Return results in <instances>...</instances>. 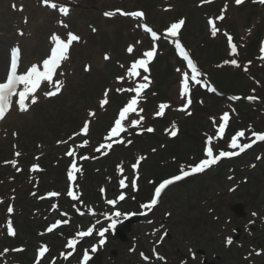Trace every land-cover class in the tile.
Here are the masks:
<instances>
[{
  "label": "rangeland",
  "instance_id": "obj_1",
  "mask_svg": "<svg viewBox=\"0 0 264 264\" xmlns=\"http://www.w3.org/2000/svg\"><path fill=\"white\" fill-rule=\"evenodd\" d=\"M55 2L69 6V15L63 16L58 9L44 7L42 0H0V62H3L0 82L5 78L12 48L18 46L21 49L18 71L22 73L33 62H40L50 54L53 46L50 36L53 33L66 39L67 32L71 31L81 38L79 42H73L69 61L58 72L57 79L63 81L62 91L48 97L51 101L41 98L30 113L21 114L23 112L16 109L8 112L10 114H6L8 117L0 126V171L10 186L4 195L9 198L8 206L0 208V264L14 261L36 264L41 245H47L51 256L45 253L40 258V264H80L78 246L69 248L67 242L77 239L78 232L93 226V240L86 250L89 256L95 255L90 264H163L164 261L168 264H264V253L254 255L257 248L264 250V143L236 160L220 161L198 176L191 175L189 177L193 178L171 187L141 223L133 225L128 242L122 243L109 233L108 239L105 235L103 237L105 243L99 244L102 239L99 231L108 227L105 214L120 220L123 214L116 217V212H139L140 206L131 203L135 199L139 204L144 201L136 195L137 188L151 195L154 185L161 182L159 180L174 174L176 167H186L191 159L199 158L207 137L216 136L219 118L225 111L232 115L230 123L238 118L251 120L249 125L242 126L247 132L264 129V63L259 59L260 47L264 46V4L259 0H243L240 5L235 0H211L210 3H202L201 0ZM225 4L228 5L225 18L216 21L219 32L213 37L209 17L219 16ZM115 8L125 12L143 11L144 19L149 22L147 25L158 29V39H150L151 34L142 27L143 18L119 13L112 17L104 15ZM180 19H184L185 23L178 32V39L203 69L206 78L209 75V79L215 81L224 93L256 94L261 97L260 102L241 100L235 104L225 97L208 94L198 101L203 105L199 117H193L197 109L195 92L198 85L190 81L192 103L187 110H179L187 99H182L179 94L187 62L175 47L177 37L166 35L169 27L166 23ZM61 20L67 28L59 23ZM225 33H231L238 42L237 68L228 66L224 61H215L223 50L218 40L225 44L228 41ZM250 43H255L258 48L254 57L241 60ZM130 45L134 46L133 53L127 52ZM154 45L156 55L149 63L150 73L141 69V76L129 79L127 69L131 63L142 58L143 53ZM106 54L109 59H105ZM247 61H251V68L257 65V75L251 72L250 67V70H242ZM144 75L149 76L151 84L142 94L143 99L137 108H145L149 92L154 88V79L161 82L163 98H153L152 108L143 114H129L124 122L126 126L129 121L139 119L140 115L145 119L140 126L129 127L127 132L113 138L123 139L124 143H113L110 150L94 151L95 156L81 161V152L94 149L99 140L105 144L113 142H106L104 137L109 132L106 129L110 127V117L118 116L117 109L121 105L113 103L116 95L121 94L116 89L126 85L135 87L131 82L136 79L138 83L143 82ZM121 76L124 80L118 81L117 77ZM49 90H52V85L46 82L44 92ZM105 90H111L109 103L101 108L100 101ZM162 100L170 107L163 116H157L158 102ZM90 112L95 115H89ZM161 117H167L168 127L162 126L160 121L151 122ZM190 118L194 120L190 121ZM86 121L89 122L88 134L77 135ZM173 123L187 131L183 140L179 136L171 138L166 133ZM147 128L154 131L149 133ZM84 140L88 141L86 149L80 147ZM129 140L131 144L127 143ZM215 142L219 140L215 139ZM14 150L21 154L18 158ZM69 150H75V157L66 154ZM187 154V161H174V156L185 158ZM140 156L145 159L133 170L131 165ZM12 158H16L28 172V179L18 181L20 184L16 183L15 167L5 163ZM73 160L81 172L75 173L76 180L70 182L67 172ZM33 164L40 166L36 178L31 173ZM117 165H122L123 173L118 172ZM137 173V187L133 188L132 181ZM124 178L129 185L125 189L119 183ZM70 184L78 200L67 195ZM50 191L59 192V197H46ZM121 194L124 200L116 205L107 203V200H117ZM42 196L45 198L40 199ZM233 203H242L245 220L255 219L257 227L254 234L242 232L237 240L239 242H232L229 246L228 238L234 235V228L244 221L230 210ZM10 205L14 209L11 214L7 211ZM53 205L57 207L54 209ZM91 211L98 216H92ZM9 219L16 238H22V244L13 239L7 240L10 236L7 232ZM57 220L61 224L47 235L45 227ZM161 233H165L163 236L166 237ZM94 247L96 250L93 252ZM4 249L9 251L4 253ZM142 249L149 258L147 261L141 255L144 253ZM51 252L55 254L53 260ZM23 253L25 257H21ZM157 253L163 259H158Z\"/></svg>",
  "mask_w": 264,
  "mask_h": 264
},
{
  "label": "snow or ice",
  "instance_id": "obj_2",
  "mask_svg": "<svg viewBox=\"0 0 264 264\" xmlns=\"http://www.w3.org/2000/svg\"><path fill=\"white\" fill-rule=\"evenodd\" d=\"M43 4L45 6H48L52 9H58V11L63 15V16H68L70 12L69 6H67L65 3H57L55 0H42ZM202 3H210L211 0H201ZM243 2V0H235V3L237 5H240ZM260 3L264 4V0H259ZM15 7V5H13ZM228 5L225 4L224 8L221 10V14L217 17L209 18L208 24L210 25V31L211 35L215 37L217 33L219 32V29L216 26V21L220 20L222 21L224 17V12L227 10ZM117 13L123 16H130V17H135L138 19H142L144 17V12L143 11H132V12H125L122 11L121 9H117L116 11H106L104 15L106 17H112L115 16ZM59 23L67 28V25L64 24L63 20L59 21ZM185 20L180 19L174 23H171L170 26L167 28V36L170 38H174L178 36V31L181 29V27L184 25ZM143 29L151 34L152 39L155 41L158 39L157 32L154 31L151 27L147 25V23H143L142 25ZM95 31V29H93ZM227 36L229 45L231 47V52L232 54L237 53V45L232 42V37L225 33ZM80 36L69 31L66 34V39L62 38L60 34L53 33L50 36V41L52 42V47L50 48V54L44 58L40 62H33L27 69L20 73L18 71L20 67V59H21V49L17 46L11 49L10 53V64H9V69L6 74V79L3 82H0V120H3L6 117V114L10 111V109L13 106V97H17L16 99V105L18 106V109L20 112H26L29 110L30 105H35L38 102V96L36 95L38 89L40 88L41 84L43 82H47L48 84L52 85V90L44 92V95L46 97H53L58 95L63 88V81L55 79L54 77L57 74V69L60 68L61 64L63 61L67 60L69 58V50L71 46L73 45V42H79L80 41ZM175 47L178 50L179 55L186 60L187 62V68L190 69L191 75H189L188 71H184L182 73V78L180 81V96L182 99H186V103L179 109L180 111H185L189 108V106L192 103V100L190 98V93H191V86H190V81L194 82L195 84H203L204 86H208L207 81L200 79L201 76L204 74L198 69L197 64L194 62V60L191 58L190 54L188 51L185 50V47L181 44L180 40L177 38L174 41ZM134 51V46L130 45L127 48L128 53H133ZM262 57H264V46L261 47L260 49ZM156 55V47L155 45L152 47L151 50L145 51L143 53L142 58L134 60L130 67L127 69V77L129 79H133L135 77L141 76V69L143 72L147 73L149 72V63L154 59ZM105 59H109L107 54L105 55ZM225 64H232L235 66H239L238 62L236 59H232L230 61L226 60L224 61ZM123 67V65H121ZM86 70H89V68L86 67ZM177 71H180L177 69ZM118 81H123L124 77H117ZM142 81L138 84H136L135 87L132 88H118L116 89L117 92L122 93V92H129V93H134L127 103L119 110L118 116L115 119L113 126L110 128L109 132L107 135L104 137V140L106 142L108 141H113L111 143H101L99 145V148L97 151H100L101 149H107L110 150L113 147V143H124L125 141L123 139H116L113 140L114 137H119L121 133L127 132L129 127H138L142 124L143 120L145 117L143 115L139 116V119L136 120H131L129 121L128 125H125V121L128 119L129 114L131 113H136L137 112V105L139 104L140 100L143 99L142 93L145 89L149 87L151 84V80L149 79V76L144 75L142 77ZM210 91L216 92L215 87H210ZM111 90H105L104 92V97L100 101V106L103 108L106 104L109 103V92ZM231 100L235 101L240 99L238 96H232L230 97ZM248 100H254L256 97L254 96H249L247 97ZM170 105L168 103H161L158 106V111L156 112L157 116H163L165 113V110L168 109ZM144 110L143 108L139 109V113H142ZM234 111V110H233ZM190 114V113H189ZM89 115H95V113H89ZM220 123L216 129V136H208L206 140V147L204 149V155L205 158L200 160L198 163L194 165H188L187 168L184 166H181L179 174L178 175H173L169 178H166L162 180L154 190V195L150 199V201L146 204H143L141 207L147 210H151L157 206L159 199L162 195V192L170 185H172L175 182L181 181L185 179L186 177H189L191 175L197 174V173H202L205 170L211 168L214 165H217L222 159L224 158H232L235 156L240 155L241 153L245 152L247 149H250L254 143L257 141L264 142V132H257L253 131L252 132V137L254 139L252 140L251 143H240V138L245 136V131H237L235 135L231 137L230 143H229V148L233 149V151H224L220 150L218 154H214L213 151V141L215 139H222L226 129L229 126V121H230V113L225 111L223 115L219 118ZM215 122V118H214ZM143 131V129H141ZM146 131L148 132H153V128H147ZM178 129L176 128V125L173 123L172 129L169 130V134L172 137H175L177 135ZM89 132V122L86 121L83 124V127L80 130L79 134H84L87 135ZM128 144H131V140L127 141ZM88 144L87 140L83 141V144L80 145V147L86 146ZM70 157H75L76 153L75 150H69L66 153ZM107 154V152H105ZM21 154L19 152L15 153L16 157H19ZM81 159H87V157H81ZM145 159V157L140 156L137 158V161L135 164L131 165L133 170H136L140 164V162ZM9 163V162H6ZM13 167L17 165V160H12L10 161ZM18 171L20 169H17ZM32 171H37L40 170V166L38 164H33L32 165ZM117 170L120 173H123L124 169L122 165H117ZM81 172V169L77 167L75 160L71 163L69 166L68 172H67V177L70 182H74L76 180V175L75 173ZM139 176L138 173L136 177L132 181V187L136 188V180H138ZM126 178L121 179L119 181L120 186L122 188L126 187L125 183ZM103 191V189H101ZM35 195V193H33ZM60 193L56 191H50L46 194V197H59ZM67 195L71 197L73 200H78V195L73 191V188L70 184L69 189L67 191ZM45 197L42 196L40 199H44ZM125 197L123 194H121L117 200H107V203L109 205H116L119 201L124 200ZM57 206L53 205V208L55 209ZM8 213L11 214L14 209L10 205L7 209ZM66 215V214H65ZM107 215V214H106ZM121 213L116 212L115 216L119 217ZM125 219H127V215H125ZM61 224L60 220H57L55 223L51 224L46 231L47 232H52L54 229H56L59 225ZM117 224V221L113 219L112 224L110 225L111 228L115 229ZM8 226V233L11 236H15L16 232L15 229L12 226V221L11 219L8 220L7 222ZM94 226L89 227L87 231H81L76 234L77 239H70L67 242V246L69 248H74L78 242V238H82L85 236H89L93 233ZM107 229H102L99 231V236L102 237L100 239L99 244L103 245L105 243V240L103 239L105 232ZM228 244L232 243V239L228 238L227 240ZM96 249L95 247L92 249L94 252ZM9 250L4 249V253H7ZM14 251H22V249H14ZM48 251L47 245H41L38 249V258L36 261V264H40V258L45 255V253ZM143 258L147 261L149 258L147 256H144V254H141ZM158 259H163L162 257L159 256V254H156ZM89 260V255L88 252L85 251L84 257L82 264H86V262Z\"/></svg>",
  "mask_w": 264,
  "mask_h": 264
},
{
  "label": "trees",
  "instance_id": "obj_3",
  "mask_svg": "<svg viewBox=\"0 0 264 264\" xmlns=\"http://www.w3.org/2000/svg\"><path fill=\"white\" fill-rule=\"evenodd\" d=\"M218 43L220 44V46L223 48V50L222 51H220L219 52V54H218V56L216 57V60L215 61H218V62H222V61H226V60H228L229 58H230V56H229V54H228V51H227V47H226V45H225V43L224 42H222L221 40H218ZM257 50V45H255V43L253 44V43H250L249 45H247V49H246V51H245V54H244V56L242 57L241 56V60H244V59H251V58H253L254 57V51H256ZM238 60V59H237ZM251 62V61H250ZM238 63H239V60H238ZM251 65L250 64H248V66H245V65H243L242 67H246L247 69L246 70H250V69H252L251 70V72L253 73V74H255V75H257V71L256 70H258L259 68L257 67V65H255L256 67H250ZM249 67H250V69H249ZM167 73V72H166ZM166 75V74H165ZM248 76V75H247ZM165 77V76H164ZM249 88V87H248ZM155 92H157L156 93V95L161 99V98H163V96H162V87H161V82H157L156 83V85H155ZM206 97L207 96V94L205 93V92H202L201 90H198L197 91V95H196V98L195 99H197L198 97L200 98V97ZM150 103H152V101H150ZM195 103L197 104V109H195L194 110V112H195V114L193 115V117H199V110H200V107H203V105H201L200 103H198V102H196L195 101ZM150 106V104L148 103V105L146 106L147 108ZM210 113H212V111L211 112H209V113H207L208 115H210ZM190 121H192V120H194L193 118H190L189 119ZM159 122L160 121V123H161V125L162 126H164V127H166V126H168V120H167V117H164V118H161L160 120H158V118H156V120L154 121V122ZM248 121V120H247ZM246 121L244 120V118H240L239 120L238 119H236L232 124H231V130H229V133H232L233 131H235V130H237L238 128H240V127H242L243 125H246ZM189 129H191L192 130V128H190L191 127V124H189ZM187 133V131H185V130H183V127H182V129H181V131H180V133H179V137L183 140L185 137H184V135ZM145 137H147V136H145ZM220 145V144H219ZM221 145H222V143H221ZM188 154H187V156H185V158H183V157H178V156H174L175 157V161H179V162H185V161H187L188 160ZM187 157V158H186ZM184 159H186V160H184ZM43 160H45L46 161V159H43ZM191 163L193 162V159H191V161H190ZM189 162V163H190ZM175 170H178V168L176 167L175 168ZM36 173L37 172H34L33 174L34 175H36ZM27 176H28V172L27 171H25V168L24 169H22V170H20L19 172H17L16 173V183L17 184H20L18 181H25V179H28L27 178ZM3 177V173L0 171V208H4L5 207V205L9 202V198H5V196H6V193H7V190L9 189V185H8V183L7 182H5V179H3L2 178ZM5 195V196H4ZM139 196L141 197V196H143V197H147L146 196V193H145V191H143V190H141L140 191V193H139ZM7 200V201H6ZM5 201H6V203H5ZM5 203V204H4ZM132 203H135V202H133L132 201ZM1 211V210H0ZM0 224H1V222H0ZM9 237V236H8ZM11 239H13V240H15V242L16 243H20V244H22L23 242H22V238L21 237H9V238H7V240H11ZM15 255V254H14ZM20 255V254H19ZM21 257H25V254L23 253L22 254V256Z\"/></svg>",
  "mask_w": 264,
  "mask_h": 264
},
{
  "label": "water",
  "instance_id": "obj_4",
  "mask_svg": "<svg viewBox=\"0 0 264 264\" xmlns=\"http://www.w3.org/2000/svg\"><path fill=\"white\" fill-rule=\"evenodd\" d=\"M232 210L235 211V213L239 216H243L244 213H243V206L241 204H236V205H233L232 206ZM137 221V219L135 218H131V219H128L126 222H125V226L123 229H117L115 231V236L120 239L122 242H127L128 241V238H127V232H130L131 231V225L133 223H135Z\"/></svg>",
  "mask_w": 264,
  "mask_h": 264
},
{
  "label": "bare ground",
  "instance_id": "obj_5",
  "mask_svg": "<svg viewBox=\"0 0 264 264\" xmlns=\"http://www.w3.org/2000/svg\"><path fill=\"white\" fill-rule=\"evenodd\" d=\"M2 69H3V62H0V72L2 71ZM173 186H175V185H173ZM173 186H171V187H173ZM171 187H169L167 190H169Z\"/></svg>",
  "mask_w": 264,
  "mask_h": 264
},
{
  "label": "flooded vegetation",
  "instance_id": "obj_6",
  "mask_svg": "<svg viewBox=\"0 0 264 264\" xmlns=\"http://www.w3.org/2000/svg\"><path fill=\"white\" fill-rule=\"evenodd\" d=\"M254 225H256V223H254ZM256 227L254 226V229H255Z\"/></svg>",
  "mask_w": 264,
  "mask_h": 264
}]
</instances>
